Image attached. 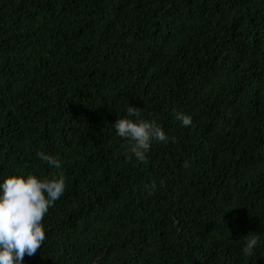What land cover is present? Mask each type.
Wrapping results in <instances>:
<instances>
[{
	"label": "trees",
	"instance_id": "obj_1",
	"mask_svg": "<svg viewBox=\"0 0 264 264\" xmlns=\"http://www.w3.org/2000/svg\"><path fill=\"white\" fill-rule=\"evenodd\" d=\"M58 172L23 264H264V0H0V182Z\"/></svg>",
	"mask_w": 264,
	"mask_h": 264
},
{
	"label": "clouds",
	"instance_id": "obj_2",
	"mask_svg": "<svg viewBox=\"0 0 264 264\" xmlns=\"http://www.w3.org/2000/svg\"><path fill=\"white\" fill-rule=\"evenodd\" d=\"M139 117L140 108L129 104L125 117L118 118L113 127L116 136L132 142L128 158L143 162L154 142L167 143L169 137L155 120ZM174 118L184 127L192 123V117L183 112H176ZM35 155L49 167L61 169V162L54 157L42 151ZM65 190L66 179L59 172L51 178L14 174L0 182V264H23L25 255L31 257L41 248L45 240L42 220ZM257 245L258 239L253 235L242 254L251 256Z\"/></svg>",
	"mask_w": 264,
	"mask_h": 264
}]
</instances>
